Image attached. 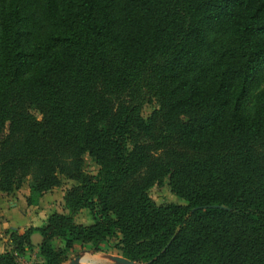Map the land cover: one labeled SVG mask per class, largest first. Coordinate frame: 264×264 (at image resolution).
<instances>
[{"label":"trees","instance_id":"16d2710c","mask_svg":"<svg viewBox=\"0 0 264 264\" xmlns=\"http://www.w3.org/2000/svg\"><path fill=\"white\" fill-rule=\"evenodd\" d=\"M263 66L264 0H0V192L68 179L69 211L97 213L9 230L0 264L33 232L42 264L109 242L136 264H264V86L245 111ZM165 178L185 204H154Z\"/></svg>","mask_w":264,"mask_h":264},{"label":"rangeland","instance_id":"374dc122","mask_svg":"<svg viewBox=\"0 0 264 264\" xmlns=\"http://www.w3.org/2000/svg\"><path fill=\"white\" fill-rule=\"evenodd\" d=\"M264 86V66L258 72L256 79L251 82L248 99L246 101L245 111L247 113H252L254 110V95L255 93ZM157 105L154 102L145 103L142 106L141 114L144 118H146L151 111L156 108ZM35 115L39 118V114L34 112ZM82 168L83 171L86 173L96 174L98 171V166L93 161V159L89 156L88 153H85L82 156ZM29 182L28 179L21 187L22 190L18 189L14 190L10 193L0 192V240L5 238L7 241L3 242L4 245L8 248V235H9V228L8 226V219L6 218L5 214H2L6 209L4 200H17L18 204L21 205V209H18V206L15 207L14 214L16 215V219L22 220L28 219L29 223L31 224L28 227L33 226L32 224H39L42 225L44 221L54 213H60L64 215H69L73 219V221L77 224L81 225H90L94 222L95 217L97 216L96 210L92 211L89 208H81L75 212H70L69 209L66 207L64 202V195L66 190L73 184V181L68 179H63V183L61 186L53 188L51 190L45 191L41 194H36L31 192L29 189ZM17 191V192H16ZM18 196H17V194ZM27 193V194H26ZM149 196L151 200L154 202L155 205H167V204H185V201L175 194H173L170 190L168 178L163 180L161 185H154L149 190ZM12 197V198H10ZM15 197V198H13ZM1 198L3 200H1ZM10 198V199H9ZM24 198V199H23ZM27 198H29V202H27ZM22 200H24L26 207L22 205ZM4 205L1 206L2 204ZM23 206V207H22ZM24 218V219H23ZM24 228V230L26 229ZM20 232L18 229H14ZM23 230V231H24ZM22 231V232H23ZM21 233V232H20ZM37 237L41 236L37 233ZM52 245L55 248L63 247L64 242L61 239H55L52 241ZM39 246V244H38ZM10 247V246H9ZM6 249V248H5ZM73 252L70 253V259L65 260L62 264H67L69 261L76 257H80L83 261V264H113L111 260V256L113 255H120V251L114 246L113 242H109L105 244L103 247L102 252H93L88 248V245L80 246L78 243L73 247ZM43 259L39 253V247L33 248V246L26 251L24 254L17 256V263L18 264H42Z\"/></svg>","mask_w":264,"mask_h":264},{"label":"crops","instance_id":"0c3cea01","mask_svg":"<svg viewBox=\"0 0 264 264\" xmlns=\"http://www.w3.org/2000/svg\"><path fill=\"white\" fill-rule=\"evenodd\" d=\"M20 190H22V188ZM17 196H18V194H17ZM10 198H12V197H10ZM13 198H15V197H13ZM1 200H3V199L1 198ZM4 203H5L6 209L4 210V212L2 214H5L6 218L8 219V223L7 224L9 226V228H11L13 230L14 229H18L20 232H22L24 230V228H26L27 226L31 225V224H26V223H29V221H27L28 220L27 218L26 219L23 218L24 219V220H22L23 222H20L21 220L19 218L16 219V215L14 214V211H15L14 209H15L16 206H18V209L19 208L21 209V205L18 204L17 200H15V201L12 200V199H10L9 201L8 200H4ZM21 203H22V205L24 207H26L24 200H22ZM1 206L4 207L3 204ZM32 225L35 226V227L39 226V224L38 225L37 224H32ZM37 233L38 232H33L32 235H31V242L33 244V248H35V249L38 248V244L40 242V237L39 238L37 237ZM6 241L7 240L5 238H2L0 240V253L4 252L7 249V247L3 243V242H6Z\"/></svg>","mask_w":264,"mask_h":264},{"label":"water","instance_id":"95a60500","mask_svg":"<svg viewBox=\"0 0 264 264\" xmlns=\"http://www.w3.org/2000/svg\"><path fill=\"white\" fill-rule=\"evenodd\" d=\"M111 260L113 261V264H136L134 261L118 255L111 256ZM82 261L83 260L78 256L69 261L67 264H83Z\"/></svg>","mask_w":264,"mask_h":264}]
</instances>
